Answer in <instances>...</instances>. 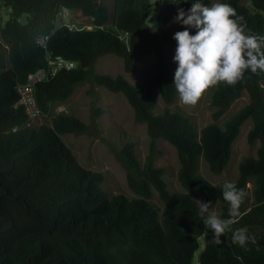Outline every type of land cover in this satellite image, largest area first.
I'll return each mask as SVG.
<instances>
[{
	"label": "trees",
	"instance_id": "trees-1",
	"mask_svg": "<svg viewBox=\"0 0 264 264\" xmlns=\"http://www.w3.org/2000/svg\"><path fill=\"white\" fill-rule=\"evenodd\" d=\"M229 3L244 18L248 34L264 37V0ZM9 8L0 29V264H193L200 244L199 264H264V72L245 73L234 87L210 88L212 122L196 130L187 116L165 108L155 113V102L122 75L95 74L96 60L106 54L122 59L125 73H133L139 59L142 32L153 4L149 0H114V15L107 26L109 9L95 0H1ZM196 0H161L155 16L159 42L150 43L156 56L155 86L169 105L176 99L174 78L160 56L166 43L174 51L176 41L166 29L174 25L177 8L187 11ZM210 7V0H200ZM63 6L91 19L90 29L56 28L55 10ZM49 34L46 48L35 43L37 35ZM195 34V30L191 32ZM6 45L7 47H5ZM61 56L76 63L35 85L41 114L49 121L23 127L26 116L14 108L16 85L29 73L46 68V56ZM91 81L111 93L121 94L132 109L133 119L144 124L149 140L143 164L134 143H122L118 157L126 171L127 186L136 195L109 196L102 187L101 172L82 167L62 135H80L87 124L63 110L50 114L53 103L67 100L75 86ZM248 102L219 125L220 119L242 93ZM251 120L247 142H259L255 157L238 164L235 184L246 192L240 214L222 244L211 243L213 233L198 215L199 201L228 219L222 184H211L198 172L202 159L212 174L227 167L231 146L240 126ZM13 127H17L15 131ZM175 148L179 161L177 180L185 193L170 192L156 167L157 142ZM252 180L253 202L247 209L246 184ZM155 191L165 207L160 212L150 201ZM246 229L255 238L247 249L233 242L232 232Z\"/></svg>",
	"mask_w": 264,
	"mask_h": 264
},
{
	"label": "rangeland",
	"instance_id": "rangeland-1",
	"mask_svg": "<svg viewBox=\"0 0 264 264\" xmlns=\"http://www.w3.org/2000/svg\"><path fill=\"white\" fill-rule=\"evenodd\" d=\"M153 7L148 15L146 26L142 32L141 45L138 48L139 59L137 67L133 73H125L122 69V59L113 54H106L99 57L94 64L95 74H107L110 76L122 75L129 83L140 88L141 94H149L155 102V113H161L165 108L176 110L182 115L187 116L194 124L197 131L212 122L211 114L213 108L210 104V88H208L200 97L195 105H184L181 103L178 93L172 104H165L155 86L156 74V56L150 43L159 42L161 33L155 27V16L158 13V6L161 0H149ZM210 6L218 3V0H210ZM98 4H104L109 9V18L107 26L111 25L114 15V0H97ZM240 4L247 7L250 12L254 9L248 0H240ZM7 19V16L4 15ZM70 22L74 27L89 25L91 19L81 15L79 11H74ZM154 25V27H153ZM173 35L184 28L175 23L166 27ZM194 30V29H193ZM193 30H190V34ZM159 54L173 78L176 70V63L173 62L175 51L166 43L159 46ZM248 102L247 94L244 92L236 99L218 122H222L230 117L234 112L243 107ZM65 111L75 115L87 124V130L80 135L65 134L62 135L63 142L72 150L77 162L84 168L101 172L103 175L102 187L109 196L122 194L127 198H135L127 186L126 171L118 157V151L123 142L131 140L134 143L135 154L141 164L144 163L148 154L149 140L146 135L144 124L137 123L133 119L132 109L126 99L119 93H111L106 89L96 86L91 81H85L74 87L71 96L61 103H53L50 107V114L58 111ZM47 115H42L37 120L36 126L47 123ZM251 127V120H246L241 126L238 136L231 146V155L225 170L220 174L209 172L207 164L200 159L199 174L207 179L211 184L224 183L226 180L235 182L238 176V164L243 158L255 157L259 142H247V134ZM154 165L164 169L163 179L166 182L167 189L170 192L185 193L177 180L179 161L175 148L169 143L159 140ZM248 209L252 202V180L246 184ZM190 195L199 201V194L192 192ZM151 203L161 212L165 205L159 199L157 193L153 190ZM199 210V204H198ZM217 212V207L209 210Z\"/></svg>",
	"mask_w": 264,
	"mask_h": 264
},
{
	"label": "clouds",
	"instance_id": "clouds-1",
	"mask_svg": "<svg viewBox=\"0 0 264 264\" xmlns=\"http://www.w3.org/2000/svg\"><path fill=\"white\" fill-rule=\"evenodd\" d=\"M173 23L184 28L173 35L176 41L173 62L177 65L173 83L182 104L195 105L213 86L234 87L243 81L246 72H264V37L248 34L244 18L231 4L218 2L209 7L196 0L187 11L177 8ZM193 29L194 35L190 34ZM222 197L228 204V219L209 212L210 202L196 201L198 215L212 231L211 243L216 246L223 243L220 237L232 230L246 192L226 180L222 184ZM232 239L245 249L249 242L256 243L243 228L232 232Z\"/></svg>",
	"mask_w": 264,
	"mask_h": 264
},
{
	"label": "built area",
	"instance_id": "built-area-1",
	"mask_svg": "<svg viewBox=\"0 0 264 264\" xmlns=\"http://www.w3.org/2000/svg\"><path fill=\"white\" fill-rule=\"evenodd\" d=\"M8 11L9 8L4 7L0 0V29L6 20L4 15L7 16ZM74 11L76 10H70L66 7L59 6L53 14V23L55 24L56 28L66 26L69 29H90L91 26L89 25L74 27V25L70 22ZM48 38L49 34L37 35L35 37V43L45 49ZM0 43L3 44L1 39ZM4 46L7 47L6 45ZM46 65V68L38 69L33 73H29L24 83H18L16 85L18 97L13 104V107H19L23 110L26 116L23 127H35L37 120L40 118V116H42L35 98V85L41 80L54 76L60 70H71L77 66L74 61L66 60L61 56L49 55L46 56ZM16 129L17 127L12 128L13 131ZM201 249L202 244L199 245L198 250L193 255V264H199L198 255Z\"/></svg>",
	"mask_w": 264,
	"mask_h": 264
},
{
	"label": "water",
	"instance_id": "water-1",
	"mask_svg": "<svg viewBox=\"0 0 264 264\" xmlns=\"http://www.w3.org/2000/svg\"><path fill=\"white\" fill-rule=\"evenodd\" d=\"M95 5H96V6L98 5V2H97V0H95Z\"/></svg>",
	"mask_w": 264,
	"mask_h": 264
}]
</instances>
